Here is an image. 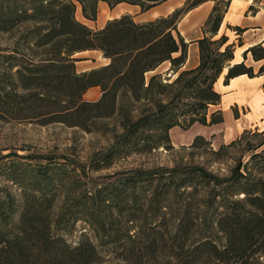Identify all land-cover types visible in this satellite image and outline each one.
Returning a JSON list of instances; mask_svg holds the SVG:
<instances>
[{
  "label": "trees",
  "instance_id": "1",
  "mask_svg": "<svg viewBox=\"0 0 264 264\" xmlns=\"http://www.w3.org/2000/svg\"><path fill=\"white\" fill-rule=\"evenodd\" d=\"M162 1L0 0V35L15 38L8 51L0 49V122L88 131L95 120L118 115L119 132L89 164L92 172L131 156L169 152L173 127L222 123L221 112L208 113V107L219 104L213 84L223 69V85L264 73V64L255 71L243 61L229 66L235 45L223 35L212 39L229 0H185L166 17L135 24L122 15L95 31L74 18L76 6L93 21L98 2L144 12ZM207 1L213 5L197 41L198 65L179 71L169 84L157 75L145 81L161 63L173 72L182 67L187 44L171 33L183 15ZM84 51H98L108 63L76 73L73 55ZM246 53L254 62L264 58L260 44L243 58ZM92 87L99 89L98 99L84 101ZM183 101H190L185 125L178 119ZM135 104L147 109L132 116ZM209 146L195 136L187 148L203 149L209 167L225 165L223 174L175 164L132 170L89 189L78 187L75 167L46 156L4 163L3 179L17 194L7 188L0 194V264H257L264 256V128L243 129L216 150ZM60 195L63 206H57ZM77 222L94 236L81 235L71 245L62 234Z\"/></svg>",
  "mask_w": 264,
  "mask_h": 264
},
{
  "label": "rangeland",
  "instance_id": "2",
  "mask_svg": "<svg viewBox=\"0 0 264 264\" xmlns=\"http://www.w3.org/2000/svg\"><path fill=\"white\" fill-rule=\"evenodd\" d=\"M14 40L15 38L8 39L7 34H1L0 49L5 50L4 52L8 51ZM88 58L91 59V57ZM96 59L98 60V57ZM93 60L95 58H92ZM99 67L102 66L94 69ZM165 67H167V63H161L153 71L146 73L145 81L150 76L157 75L161 83L169 84L179 71L173 72L169 69V66L168 70L163 71ZM174 74L176 75L172 77ZM99 94V89L89 88L83 94L82 99L93 102L98 99ZM188 102L190 101L177 104L183 112V115L178 117L182 125H185L186 115L189 114ZM134 106L136 109L130 113L132 116L140 115L147 109V107H142L139 104ZM120 120L121 118L116 114L109 118L97 119L94 125L87 129L88 131L55 123L42 126L35 122H0V194L3 188H7L12 193L17 192L13 185L4 181L2 176L3 164L18 161L20 158L22 161H31L35 156H46L58 162L67 163V166L75 167L77 180H79L77 185L86 189L100 186V184H113L122 175L132 170H148L157 167L169 168L175 164H201L210 170H219L221 174L224 173L225 165L223 164L211 167L207 165L209 157L203 149L187 148L195 136H205L208 133L204 126L197 123L186 130H181L179 127L171 128L169 141L172 150L169 152L158 149L148 155L131 156L119 160L108 169L92 172L89 164L98 158V154L110 144L112 134L119 132ZM262 127H264V123L257 128ZM206 140L211 144V140ZM209 147L216 150L218 146L212 148L210 145ZM65 204V198L60 195L57 206ZM84 234L90 238L94 236L86 224L77 222L69 232L62 234V236L67 243L74 245L79 236ZM257 264H264V256L258 260Z\"/></svg>",
  "mask_w": 264,
  "mask_h": 264
},
{
  "label": "crops",
  "instance_id": "3",
  "mask_svg": "<svg viewBox=\"0 0 264 264\" xmlns=\"http://www.w3.org/2000/svg\"><path fill=\"white\" fill-rule=\"evenodd\" d=\"M184 3L185 0H164L148 10L140 12L139 7L136 5L119 3L109 8L106 3L98 2L96 16L93 21L84 19L78 6L75 8L74 18L87 28L95 31L102 29L107 21L117 19L122 15L130 16L135 24L151 22L166 17L172 11L181 8ZM212 5L211 1H207L188 11L176 24V31L171 33L175 39L178 35L187 44L186 59L178 71L190 70L198 65L197 41L203 36L202 25L208 17ZM233 28L240 29V32L236 33ZM220 35L227 38L226 43L235 45L229 66L243 61L244 65L251 66L255 71L261 64H264V58L254 62L251 60L249 53H246L244 58L242 57L247 48L256 44H260L264 51V0H229L217 33L212 39H216ZM88 57H91V59ZM96 57H98V60ZM73 58L78 59L74 63L76 73H83L108 63V60L103 59L98 51L76 53ZM92 58H95V60L92 61ZM168 66L167 63V67L163 71L168 70ZM224 73L225 69L213 84L214 91L220 95L219 104L208 109V112L219 110L222 114V123L204 126L208 133L201 136L205 140H211L210 145L212 148L222 143H228L243 129L260 127L264 123V92L261 90L264 73L254 78L240 75L230 79L226 85H223L222 77ZM175 75H172V77ZM96 88L92 87L90 89ZM232 108H235L238 113L236 118L232 115ZM170 130L168 131V137Z\"/></svg>",
  "mask_w": 264,
  "mask_h": 264
}]
</instances>
